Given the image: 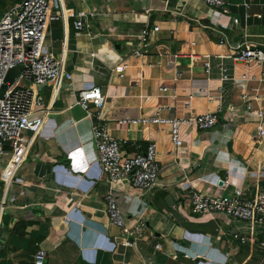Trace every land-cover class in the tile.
Instances as JSON below:
<instances>
[{
  "label": "crops",
  "instance_id": "1",
  "mask_svg": "<svg viewBox=\"0 0 264 264\" xmlns=\"http://www.w3.org/2000/svg\"><path fill=\"white\" fill-rule=\"evenodd\" d=\"M229 1L230 13L221 17L204 0L52 1L54 12L69 17L51 21L44 51L65 57L70 76L57 94L50 84L40 88L50 116L13 173L9 150L0 155V264H34L39 247L48 251L47 264H264L258 237L245 244L233 238L232 232L245 230L243 222L219 212L195 214L190 202L191 188L221 194L215 183L226 177L248 187V193L264 188V139L256 140L253 112L240 105L224 110L211 129L182 125L178 148L167 127L119 123L155 116L162 105L169 106L164 116L183 115L188 99L196 113L239 105L245 89L240 75L260 76L264 66L219 59L218 54L232 52L220 38L224 34L233 45L249 41L264 49V0ZM21 2L0 0V19ZM78 11L87 13L88 27L77 33L72 13ZM154 25L160 30L144 55L129 58L144 28ZM207 57L211 77L203 65ZM126 60L123 76L112 72ZM221 61L229 80H220L216 66ZM176 73L182 76L174 80ZM92 84L106 96L104 116L111 133L127 141L125 155L145 150L151 141L158 146V184L143 195L125 179L115 192L128 224L146 225L136 235L112 225L107 214L109 181L98 159L92 120L77 104L79 91ZM164 86L169 90L162 91ZM201 88L210 90L202 94Z\"/></svg>",
  "mask_w": 264,
  "mask_h": 264
},
{
  "label": "built area",
  "instance_id": "2",
  "mask_svg": "<svg viewBox=\"0 0 264 264\" xmlns=\"http://www.w3.org/2000/svg\"><path fill=\"white\" fill-rule=\"evenodd\" d=\"M52 1L22 0L19 5L6 11L0 19V89L8 71L13 67L24 65L20 76L6 90L4 97L0 98V155H4L9 150L11 154L9 163L13 162L15 165L12 173L25 159L30 148V139L37 137L44 130L49 119L50 109L44 106L40 94L41 86L45 83L51 84L53 93L57 94L65 78L70 76L67 72L65 57L58 58L53 53L44 51V42L51 21L59 19L65 21L67 16L69 17L64 11L54 12ZM204 2L216 9L219 17L230 13L232 6L229 0H204ZM245 5L249 6L248 3ZM72 16L77 33L88 27L86 12L78 11L72 13ZM234 22L238 23L239 18H235ZM213 29L217 31L215 27ZM159 30V25L146 26L138 36L139 45L132 50L129 58L142 57L146 51L145 47ZM220 43L228 45L232 52L227 55L218 54L219 59H231L236 65L264 66L263 48L254 46L249 41L233 45L224 34L220 38ZM127 61L113 67L112 72L123 76L124 73L121 70L129 67ZM203 65L205 73L211 77L213 74L211 58L207 57ZM216 68L221 81L230 79L223 61ZM181 76V73H176L174 80ZM240 81L245 83V89L241 92L239 105L232 103L225 108L218 106L215 109L196 113L192 112L193 101L188 99L185 103L188 112L183 115L164 116L162 112L169 106L162 105L158 107L155 116L127 117L120 119L119 123H153L160 127H167L174 146L178 148L183 144L182 125L197 129H211L218 125L224 110H234L241 105L253 112L257 118L256 140L259 141L264 139V70L260 71V76L252 75L250 72L242 73ZM254 82H259L256 88L252 85ZM247 85L250 87L249 90ZM218 89L220 96L224 92V87L220 86ZM161 90L168 91L169 87L164 86ZM209 90L201 88L200 93L208 94ZM193 94L195 93L190 95ZM208 98L213 101L216 99L213 95H208ZM106 103V96L97 84H92L78 93L77 104L92 120V136L98 159L109 181V191L105 194V202L110 223L121 228L127 235H136L146 225L144 223L133 226L128 224L115 192L119 183L125 179H129L143 195L158 184L161 169L158 146L155 141H151L145 150L131 156L125 155L123 149L127 141L111 133L104 116ZM27 132H30L32 136L28 137ZM215 184L217 189L223 191L219 195L204 194L194 188L190 189L192 212L195 214L219 212L243 222L246 231L232 232L233 238L245 244L258 237V245L264 251V188L258 187L256 191L254 190L255 192L253 191L254 193H248V187L235 185L228 177L219 179ZM231 185L233 187L229 189ZM67 220L69 221V218ZM128 243L131 244L129 241ZM159 247L160 244H157L156 248ZM185 256L190 255L185 254ZM47 259L48 251L42 247L33 254L34 264H47Z\"/></svg>",
  "mask_w": 264,
  "mask_h": 264
},
{
  "label": "water",
  "instance_id": "3",
  "mask_svg": "<svg viewBox=\"0 0 264 264\" xmlns=\"http://www.w3.org/2000/svg\"><path fill=\"white\" fill-rule=\"evenodd\" d=\"M24 69V65H20L17 67H13L11 68L5 78V82L3 84V86L0 89V98L4 97V94L6 92V90L12 85L14 84L15 80L20 76V72L21 70ZM48 83H45L41 86V89L48 86Z\"/></svg>",
  "mask_w": 264,
  "mask_h": 264
},
{
  "label": "rangeland",
  "instance_id": "4",
  "mask_svg": "<svg viewBox=\"0 0 264 264\" xmlns=\"http://www.w3.org/2000/svg\"><path fill=\"white\" fill-rule=\"evenodd\" d=\"M4 10L0 11L1 13L3 12ZM51 85V84H50ZM52 86V85H51ZM247 232L249 233V230H247Z\"/></svg>",
  "mask_w": 264,
  "mask_h": 264
}]
</instances>
